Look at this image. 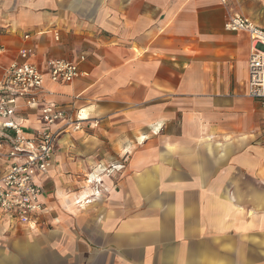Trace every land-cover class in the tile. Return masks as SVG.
I'll return each instance as SVG.
<instances>
[{
	"label": "crops",
	"instance_id": "crops-1",
	"mask_svg": "<svg viewBox=\"0 0 264 264\" xmlns=\"http://www.w3.org/2000/svg\"><path fill=\"white\" fill-rule=\"evenodd\" d=\"M233 14L264 28V0H0V82L23 48L83 72L18 100L29 137L46 103L66 119L45 223L10 235L0 212V264H264V107Z\"/></svg>",
	"mask_w": 264,
	"mask_h": 264
},
{
	"label": "built area",
	"instance_id": "built-area-1",
	"mask_svg": "<svg viewBox=\"0 0 264 264\" xmlns=\"http://www.w3.org/2000/svg\"><path fill=\"white\" fill-rule=\"evenodd\" d=\"M219 1L224 6L228 4V0ZM224 27L229 32L243 31L250 35L249 95L260 99L264 107V28L241 14L229 16ZM56 38L59 39L58 33ZM4 52L5 47L0 45V56ZM34 56L32 48L21 49L6 67L5 79L0 82V212L8 220L10 234L34 231L45 223L47 210L40 199L43 190L35 179L52 168L64 132V128L55 130L53 126L66 119L62 108L46 103L41 110L43 127L34 137H29L15 118L18 100L38 96L44 89L46 73L53 83H70L83 75L78 63L57 58L47 60L43 71L33 62ZM3 160L10 163H2Z\"/></svg>",
	"mask_w": 264,
	"mask_h": 264
},
{
	"label": "rangeland",
	"instance_id": "rangeland-1",
	"mask_svg": "<svg viewBox=\"0 0 264 264\" xmlns=\"http://www.w3.org/2000/svg\"><path fill=\"white\" fill-rule=\"evenodd\" d=\"M76 128H78L79 126H75ZM61 137V136H60ZM60 142V141H59ZM21 232H24V231H22V230H19L16 234H20ZM10 234V233H9ZM11 235V234H10Z\"/></svg>",
	"mask_w": 264,
	"mask_h": 264
},
{
	"label": "bare ground",
	"instance_id": "bare-ground-1",
	"mask_svg": "<svg viewBox=\"0 0 264 264\" xmlns=\"http://www.w3.org/2000/svg\"><path fill=\"white\" fill-rule=\"evenodd\" d=\"M91 182V181H90Z\"/></svg>",
	"mask_w": 264,
	"mask_h": 264
}]
</instances>
